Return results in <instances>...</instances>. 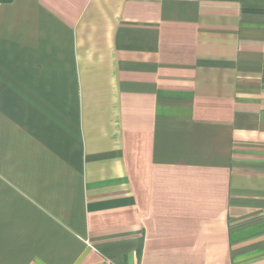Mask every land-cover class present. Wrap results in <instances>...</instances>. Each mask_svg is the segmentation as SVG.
Masks as SVG:
<instances>
[{
  "label": "crops",
  "instance_id": "0c3cea01",
  "mask_svg": "<svg viewBox=\"0 0 264 264\" xmlns=\"http://www.w3.org/2000/svg\"><path fill=\"white\" fill-rule=\"evenodd\" d=\"M0 264H264V0H0Z\"/></svg>",
  "mask_w": 264,
  "mask_h": 264
}]
</instances>
